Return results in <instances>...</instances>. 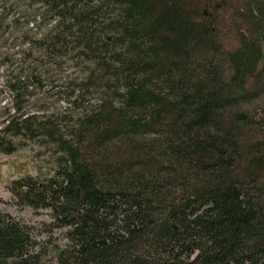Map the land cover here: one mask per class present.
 Returning <instances> with one entry per match:
<instances>
[{"label":"trees","instance_id":"obj_1","mask_svg":"<svg viewBox=\"0 0 264 264\" xmlns=\"http://www.w3.org/2000/svg\"><path fill=\"white\" fill-rule=\"evenodd\" d=\"M34 3L16 17L15 0H0L14 109L0 107V152L26 139L56 155L53 175L10 187L18 208L53 221L38 243L0 213V264H264V142L253 137L264 120L250 118L264 104V0L246 3L232 52L219 6L201 19L183 0ZM38 14L44 33L26 21ZM65 64L88 69L81 84L46 77ZM39 88L79 112L73 132L46 130L31 107ZM93 88L102 98L85 106Z\"/></svg>","mask_w":264,"mask_h":264},{"label":"rangeland","instance_id":"obj_2","mask_svg":"<svg viewBox=\"0 0 264 264\" xmlns=\"http://www.w3.org/2000/svg\"><path fill=\"white\" fill-rule=\"evenodd\" d=\"M90 2L92 0H84ZM186 9L198 18H206L209 14H212L213 8L219 6L220 10L216 12V16L220 22L219 30L226 44V49L229 51H235L239 47L240 34L244 30L245 23L243 22L241 16L245 10L246 3L249 0H183ZM17 6V14H24L27 8L36 9L34 0H15ZM14 14L10 15L12 18ZM30 22V28L36 31L37 28L42 30V33L50 28V18L49 16L43 18L41 15L29 18L26 15V21ZM41 20V21H40ZM25 18H22L20 23V28L24 27ZM39 37L37 40H39ZM34 41V38L32 39ZM21 42H17V46H20ZM18 52V48L15 49ZM38 52V51H35ZM71 52V51H69ZM261 67V65H260ZM50 68V67H49ZM52 68V67H51ZM60 68V67H59ZM55 71L46 77L62 78L63 82L66 79L75 85L81 84V80L86 78L85 70L86 67L83 65H72L65 64L62 69H58L57 66L54 67ZM7 72L3 69L0 70V107L10 106L9 111H14L13 107L9 105L10 98L5 90V80ZM96 77H94L95 79ZM93 79V80H94ZM59 82H56V84ZM87 84V83H85ZM45 88H50L49 86ZM45 89L35 90L37 95L31 101L32 109H39L38 117H47L49 119L50 126L46 130L53 128L57 134L65 135L69 132H73L75 126V119L79 112L77 110H65V103L60 101L62 98L59 94H56L59 90H54L51 93H47ZM71 91V90H70ZM85 99V106H88V102L94 104L99 101L102 96L100 94H95V89L89 91ZM258 111V112H257ZM262 113V120H264V104H258L256 109L252 111L253 115L250 118L254 121H261V116L256 113ZM14 113V112H13ZM248 112L242 111L238 112V115L246 114ZM45 130V129H44ZM253 137L259 141L264 142V127L257 128L253 131ZM5 151L0 152V213L9 215L16 220L28 225L29 227L36 230V241L41 243L47 239V230L51 228L52 217L49 211L34 212L29 208L20 209L18 208L13 200V196L10 192V187L13 182L19 179L32 176V177H48L54 174L57 160L56 155L45 148H42L36 141H28L23 139L21 141V146L12 154H7L8 147L4 148ZM56 236L59 237L60 244L65 243V238L63 236L62 230H56Z\"/></svg>","mask_w":264,"mask_h":264},{"label":"water","instance_id":"obj_3","mask_svg":"<svg viewBox=\"0 0 264 264\" xmlns=\"http://www.w3.org/2000/svg\"><path fill=\"white\" fill-rule=\"evenodd\" d=\"M245 118H246V116H245L244 114L239 115V116L237 117V119H241V120H244ZM219 152H220L221 154H223V151H222V149H220V148H219Z\"/></svg>","mask_w":264,"mask_h":264}]
</instances>
